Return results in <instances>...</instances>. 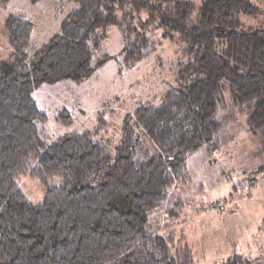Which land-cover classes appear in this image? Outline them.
Returning <instances> with one entry per match:
<instances>
[{"label":"trees","instance_id":"1","mask_svg":"<svg viewBox=\"0 0 264 264\" xmlns=\"http://www.w3.org/2000/svg\"><path fill=\"white\" fill-rule=\"evenodd\" d=\"M67 1L74 8L31 62L32 22L14 12L5 21L11 51L0 58V264H195L188 252L180 258L149 219L185 176L188 155L236 113L246 115L264 157V29L237 23L239 11L256 7L250 0ZM110 25L124 34L126 67L156 49L153 32L182 45L189 62L178 68L177 86L159 103L136 108L115 159L97 140L98 128L46 143L40 124L47 114L33 90L92 74L109 58L96 59L95 50ZM228 107L235 113L218 118ZM69 112L60 111L68 122ZM21 174L45 185L42 202L27 197ZM95 178L97 184H87ZM221 264L264 259L234 253Z\"/></svg>","mask_w":264,"mask_h":264},{"label":"rangeland","instance_id":"2","mask_svg":"<svg viewBox=\"0 0 264 264\" xmlns=\"http://www.w3.org/2000/svg\"><path fill=\"white\" fill-rule=\"evenodd\" d=\"M3 3L2 10L23 14L33 24L26 51L28 62L59 30L58 21L74 8L67 0ZM250 3L256 10L239 11V27L264 29V0ZM1 30L6 28L0 29V58H5L11 48L7 43V50L2 49ZM162 33L153 32V38L160 39L153 52L134 67H126L124 34L118 25H110L99 32L100 46L95 50L96 59L103 55L109 58L92 74L82 79L68 76L36 87L32 95L38 108L47 114V120L40 124L45 142L73 131L98 128L97 140L115 159L123 128L136 108L147 102L159 103L177 86L178 68L189 62L182 45ZM196 73L194 70L189 76ZM63 109L71 112L69 122L60 115ZM231 113L235 112L228 107L217 117ZM259 144L248 129L246 115L236 113L223 131L188 155L185 176L168 189L165 200L149 219L151 228L169 238L180 258L186 259L188 252L195 264H221L234 253L250 260L264 259V157L257 154ZM58 181L53 177L50 184ZM18 182L33 203L43 201L46 187L38 178L21 174ZM98 182L95 178L87 184Z\"/></svg>","mask_w":264,"mask_h":264},{"label":"crops","instance_id":"3","mask_svg":"<svg viewBox=\"0 0 264 264\" xmlns=\"http://www.w3.org/2000/svg\"><path fill=\"white\" fill-rule=\"evenodd\" d=\"M3 5L5 6V4L2 2V0H0V29H2V28H6V26H5V21H6L7 17H8V15L10 14V13L8 14L7 11L2 10ZM63 19H64V18L62 17V18L58 21L57 26L60 25L59 23H61V21H62ZM1 31H2V36L4 37V41H3V45H2V49L7 50V43H8V45H9L10 48H11L10 41H9V37H8V31H7V29H6V31H4V32H3V30H1ZM9 50H10V49H9Z\"/></svg>","mask_w":264,"mask_h":264}]
</instances>
